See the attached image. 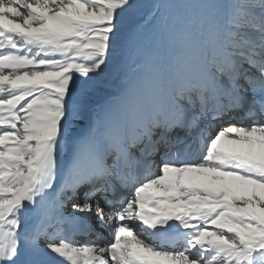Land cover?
Returning <instances> with one entry per match:
<instances>
[{"label": "snow or ice", "instance_id": "1", "mask_svg": "<svg viewBox=\"0 0 264 264\" xmlns=\"http://www.w3.org/2000/svg\"><path fill=\"white\" fill-rule=\"evenodd\" d=\"M0 264H264V0H0Z\"/></svg>", "mask_w": 264, "mask_h": 264}, {"label": "rangeland", "instance_id": "2", "mask_svg": "<svg viewBox=\"0 0 264 264\" xmlns=\"http://www.w3.org/2000/svg\"><path fill=\"white\" fill-rule=\"evenodd\" d=\"M139 2H140V4H141L143 7L147 8V7H150V6L155 5V4H158V3H163L164 0H139ZM141 15H143V13H141ZM139 18H140V17L137 16V17L135 18V20H136V19H139ZM135 23L141 24L142 27H143V29H144V32H145V33L150 32L151 29H152V24H151V23H144L142 20H141L140 22L137 21V22H135ZM104 238L107 239L108 237H104Z\"/></svg>", "mask_w": 264, "mask_h": 264}, {"label": "bare ground", "instance_id": "3", "mask_svg": "<svg viewBox=\"0 0 264 264\" xmlns=\"http://www.w3.org/2000/svg\"><path fill=\"white\" fill-rule=\"evenodd\" d=\"M68 207H69L68 210L70 211V210H71V207H70V206H68ZM77 215H79V214H77ZM93 216H94V215H93ZM76 238L80 239L79 236H77ZM110 241H111V237L109 236L107 239L104 238V239L101 240V242H100V241H99V242L97 241V242L100 243V244H104V245H106V244H108ZM81 242H83V241H81Z\"/></svg>", "mask_w": 264, "mask_h": 264}]
</instances>
